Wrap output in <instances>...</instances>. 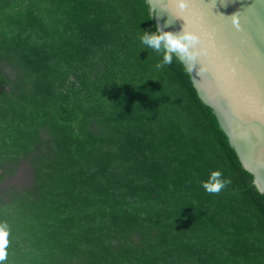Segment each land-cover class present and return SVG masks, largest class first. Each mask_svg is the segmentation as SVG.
I'll list each match as a JSON object with an SVG mask.
<instances>
[{
    "label": "trees",
    "instance_id": "16d2710c",
    "mask_svg": "<svg viewBox=\"0 0 264 264\" xmlns=\"http://www.w3.org/2000/svg\"><path fill=\"white\" fill-rule=\"evenodd\" d=\"M156 26L148 0H0L6 264H264V195Z\"/></svg>",
    "mask_w": 264,
    "mask_h": 264
},
{
    "label": "water",
    "instance_id": "95a60500",
    "mask_svg": "<svg viewBox=\"0 0 264 264\" xmlns=\"http://www.w3.org/2000/svg\"><path fill=\"white\" fill-rule=\"evenodd\" d=\"M148 2L163 31L198 37L199 55L186 67L264 195V0H187L182 12L175 0Z\"/></svg>",
    "mask_w": 264,
    "mask_h": 264
},
{
    "label": "clouds",
    "instance_id": "9594fccd",
    "mask_svg": "<svg viewBox=\"0 0 264 264\" xmlns=\"http://www.w3.org/2000/svg\"><path fill=\"white\" fill-rule=\"evenodd\" d=\"M175 5L182 12L187 8L188 3L187 0H175ZM235 15L236 13L231 16L235 17ZM154 17L159 16L154 14ZM139 39L146 48L162 55V60L155 65L158 70L170 66L174 59L191 68L199 55L195 51L199 43L198 37L184 29L177 33L165 32L157 25L154 32L144 31ZM230 184L231 180L224 178L219 170L212 171L206 181H201V186L210 195H218ZM10 233L11 227L8 222H0V264H6L8 258Z\"/></svg>",
    "mask_w": 264,
    "mask_h": 264
}]
</instances>
